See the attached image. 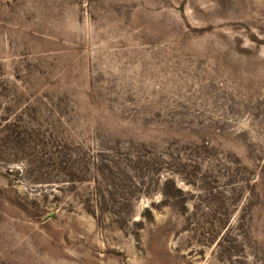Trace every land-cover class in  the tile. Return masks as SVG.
Here are the masks:
<instances>
[{
    "label": "rangeland",
    "instance_id": "374dc122",
    "mask_svg": "<svg viewBox=\"0 0 264 264\" xmlns=\"http://www.w3.org/2000/svg\"><path fill=\"white\" fill-rule=\"evenodd\" d=\"M0 119V264H264V0H0Z\"/></svg>",
    "mask_w": 264,
    "mask_h": 264
},
{
    "label": "trees",
    "instance_id": "16d2710c",
    "mask_svg": "<svg viewBox=\"0 0 264 264\" xmlns=\"http://www.w3.org/2000/svg\"><path fill=\"white\" fill-rule=\"evenodd\" d=\"M1 120V119H0ZM4 124H2V130L5 133L6 130H11L12 134L10 136H12L13 134L17 135V137H21V135L23 133H27L26 130H22L20 129V127H18L17 125V121L15 120L13 123H9L8 119L3 120ZM28 134V133H27ZM40 133L38 132V130H31L30 131V139H31V143L33 144V146L38 147L39 143H41V135H39ZM20 142V141H19ZM43 143V142H42ZM67 145L66 143L64 144H58L56 146V148H60V149H67ZM60 164H62L64 166L67 165L68 163H72L71 161V157L67 156V154H64V156H62V158L59 160ZM260 172L261 174L264 176V165L260 168ZM63 175L67 178V179H73L76 178L78 176V172L76 170H74L73 168H69V170H65V172H63ZM72 181V180H69ZM262 181L264 182V177L262 178ZM175 191V189H174Z\"/></svg>",
    "mask_w": 264,
    "mask_h": 264
}]
</instances>
